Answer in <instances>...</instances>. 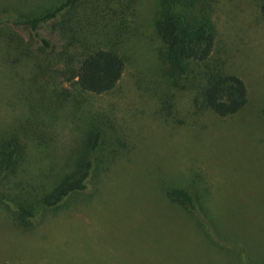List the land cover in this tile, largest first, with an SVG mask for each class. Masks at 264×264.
<instances>
[{
    "label": "rangeland",
    "instance_id": "rangeland-1",
    "mask_svg": "<svg viewBox=\"0 0 264 264\" xmlns=\"http://www.w3.org/2000/svg\"><path fill=\"white\" fill-rule=\"evenodd\" d=\"M63 1L0 0V140H19L13 168L5 173L0 164V264H264L259 0H207L216 26L213 60L243 78L249 92L246 108L227 117L195 111L191 95L169 85L152 24L158 0H136L135 21L126 0H79L83 16L107 2L123 9L129 34L114 46L125 69L113 90L74 88L64 65L42 48L46 38L59 50V31L46 25L36 36L15 24ZM47 59V68L38 67ZM171 93L173 106L164 108ZM96 125L105 134L101 156L110 161L94 164L83 191L45 206L42 199L81 163L95 162L85 141ZM181 186L211 207L217 233L171 196ZM20 203L35 215L21 216Z\"/></svg>",
    "mask_w": 264,
    "mask_h": 264
},
{
    "label": "trees",
    "instance_id": "trees-1",
    "mask_svg": "<svg viewBox=\"0 0 264 264\" xmlns=\"http://www.w3.org/2000/svg\"><path fill=\"white\" fill-rule=\"evenodd\" d=\"M135 2H125V8L130 9L134 21ZM78 6L79 0H64L40 16L15 24L28 26L36 36H39L38 30L46 25L59 31L65 39L59 50L46 38H41V42L44 44L42 48L52 51L56 60L64 65L61 72L68 75L66 80L82 93L110 92L121 80L125 69V60L114 46L122 43L129 34L128 18L123 16V9L117 11L109 6V2L102 10L94 8L91 16L78 14ZM259 8L264 17V0H259ZM210 11L207 0H158L152 24L164 47L162 59L166 63L169 85L189 93L195 111L210 110L219 117H227L246 108L249 92L243 78L225 71L213 60L216 26ZM3 37L6 43L12 42V35ZM49 64L47 59L40 62L38 67L45 69ZM173 95L171 93L163 98L164 108L173 106ZM258 114L261 122H264V105ZM85 144L98 159L81 163L75 174L60 182L42 199L45 206H56L69 194L83 191L94 164H107L110 161L101 156L105 134L100 126L96 125L90 130ZM0 147V164L7 173L18 158L19 140L17 136L5 137L0 140ZM170 194L174 199L186 203L204 229L214 235L216 230L210 224L213 219L209 215L211 207L201 206L202 196L199 192L181 186L173 188ZM17 211L26 218L35 215L34 210L24 203L17 205Z\"/></svg>",
    "mask_w": 264,
    "mask_h": 264
}]
</instances>
